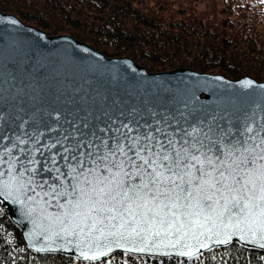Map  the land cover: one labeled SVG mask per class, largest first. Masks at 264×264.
Listing matches in <instances>:
<instances>
[{"label": "water", "instance_id": "95a60500", "mask_svg": "<svg viewBox=\"0 0 264 264\" xmlns=\"http://www.w3.org/2000/svg\"><path fill=\"white\" fill-rule=\"evenodd\" d=\"M245 81H251V86ZM262 109L264 82L248 76L229 79L188 68L151 73L130 58L106 57L68 35L48 36L0 10V204L33 253L96 262L115 253L190 259L231 243L264 252L259 242L241 239L237 234L226 244L201 237L204 247L188 239L186 243L195 245L189 249L161 246L140 252L132 250L130 244H112L110 251L104 249L105 255L96 253V260L84 259L75 237L53 234L61 230L51 226L48 217L62 209L56 206L55 197L49 199L46 195L60 180L72 182L68 175L56 179L57 168L67 174L69 165L78 171L95 167L85 156L79 157L83 169L76 160L62 159L76 154L71 150L80 139L77 129L87 133L112 121L115 129L121 122L137 120L141 126L147 121L171 134L173 129L195 127L201 120L207 124L213 117L224 127L229 121L243 127L254 111L257 122H264ZM85 123L89 128L83 127ZM101 135L114 136L115 131ZM65 148L70 151L66 153ZM79 151L88 149L82 147ZM65 201V197L59 200ZM181 250L192 255L180 256ZM165 252L168 255H163Z\"/></svg>", "mask_w": 264, "mask_h": 264}, {"label": "snow or ice", "instance_id": "6c2138e0", "mask_svg": "<svg viewBox=\"0 0 264 264\" xmlns=\"http://www.w3.org/2000/svg\"><path fill=\"white\" fill-rule=\"evenodd\" d=\"M255 116V111L247 116L243 127L231 121L224 127L213 117L171 134L137 120L115 129V121L87 133L77 129L80 139L71 150L76 154L62 159L76 160L83 169L79 157L85 156L95 167L78 171L69 165L67 174L56 169V179L68 175L72 182L60 180L46 194L62 209L48 217L61 230L53 234L75 237L80 255L89 260L105 255L112 244H130L140 252L161 246L189 249L195 245L188 239L204 247L201 237L226 244L237 234L264 248V122ZM113 131L114 136L101 135ZM82 147L88 151L80 152Z\"/></svg>", "mask_w": 264, "mask_h": 264}, {"label": "trees", "instance_id": "16d2710c", "mask_svg": "<svg viewBox=\"0 0 264 264\" xmlns=\"http://www.w3.org/2000/svg\"><path fill=\"white\" fill-rule=\"evenodd\" d=\"M0 10L151 73L188 68L264 82V0H0ZM0 264H264V252L231 243L190 259L115 253L81 262L29 251L0 204Z\"/></svg>", "mask_w": 264, "mask_h": 264}]
</instances>
